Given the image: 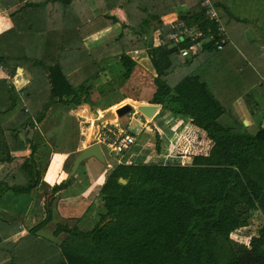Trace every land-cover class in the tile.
I'll list each match as a JSON object with an SVG mask.
<instances>
[{"label": "trees", "instance_id": "trees-1", "mask_svg": "<svg viewBox=\"0 0 264 264\" xmlns=\"http://www.w3.org/2000/svg\"><path fill=\"white\" fill-rule=\"evenodd\" d=\"M75 1L61 0L59 13L64 18L60 27L45 30L42 15L51 18L50 9H58L54 0H1L11 18L21 17L0 32V68L9 77L16 68H23L30 80L16 90L0 78V136L5 149L0 157V199L8 192L14 201L20 200L39 184L32 160L35 147L29 138L33 124L44 118L51 104L63 100L81 106L79 94H89L90 86L85 83L98 74L101 60L117 57L122 77L127 79L135 63L122 50L119 35L134 43L146 36L151 20L153 31L159 30L163 40L145 49L155 86L151 103L160 105L156 114L173 111L204 130L186 125L170 154L209 152L193 155L189 164L129 165L126 177H121L123 184L112 171L101 187L105 212L94 227L85 233L64 225L55 230L71 232L70 236L79 239L78 247L66 241L58 251L44 240L29 241L23 248L22 264H264V223L246 245L229 237L230 232L248 225L251 212L257 210L264 218V186L259 181L264 168L260 175L251 172L263 165L257 166L259 160L264 161V127L250 132L232 108L240 97L252 112L257 102L249 99L251 88L259 82L262 89L264 81L260 83L237 52V65L222 67L217 62L223 49L215 51L217 37L208 35L215 32L218 21L232 33L240 30L227 25L225 0H211L216 22L206 19L201 0ZM174 1L185 6V15H178L176 22L202 32L197 41L167 38L175 27L160 18L172 12ZM92 4L98 10L94 18ZM114 6L123 9L127 25L115 37L86 49L82 42L86 36L114 22L105 13ZM70 16L74 18L69 20ZM36 17L42 19L37 22ZM195 42L201 46L198 54L180 56L179 50ZM185 68L187 73L181 72ZM28 143L27 157L12 158L10 152L24 150ZM69 181L62 180L50 190L63 188ZM47 206L46 202V217L27 236L32 237L30 232L49 219ZM9 230L15 231V226L2 215L0 234ZM6 254L13 264L14 259L19 261V253Z\"/></svg>", "mask_w": 264, "mask_h": 264}, {"label": "crops", "instance_id": "crops-1", "mask_svg": "<svg viewBox=\"0 0 264 264\" xmlns=\"http://www.w3.org/2000/svg\"><path fill=\"white\" fill-rule=\"evenodd\" d=\"M55 5L58 6L61 2V0H54ZM76 3V1L74 0ZM182 2V1H181ZM211 2V0H210ZM226 4V13H227V25L229 23V27L232 28H238L240 29L237 31V33H232L233 30H228L226 29L221 23L218 21L216 26H219L221 28V33L222 36L218 38V40L221 38L223 40L220 48H216L215 46V51H221L222 49V54L217 58V62L220 63L222 67H231L233 66L236 61H235V53L237 52L240 56H242L245 60L244 62L247 63V66L251 68V73H254L256 77L260 78V83L264 81V0H249L250 4L253 5L254 7L251 10L245 11L243 9V6L245 4H248V0H239L238 2L242 3L239 5L237 0H225ZM235 2V4H234ZM179 3V2H177ZM175 1L172 3V12L163 14L160 18L161 22L163 19L167 21H174L173 24H178L176 22V17L179 15L178 13L183 12L185 13V6L184 4L180 3L177 4ZM92 4L90 8V14L92 18L98 15V10L96 6H93ZM235 5V6H234ZM239 5V6H237ZM242 8H238V7ZM213 7V6H212ZM0 8L3 9V11H0V32H3L5 30H8L12 26V22L16 21L19 19L18 15H12V18L9 16V10L6 9L4 6H2L1 0H0ZM257 8V10H256ZM214 9V8H213ZM52 13L50 15L51 18L45 17L42 15L44 22H45V30H51L54 28L55 25H59L57 28L60 27L63 16L60 15L59 13V6L58 9L52 7L50 9ZM215 11V9H214ZM75 12V10L72 12V14ZM216 12V11H215ZM102 13H103V8H102ZM106 15H109L110 17L113 18L114 22L111 24H108L104 26V28L91 33L90 35L86 36L82 42L84 44V47L86 49H91L113 37L118 35L120 33V27L126 26L127 22L125 19V14L123 9L120 6H114L110 8L108 11L105 12ZM69 13V15H72ZM257 15L256 17H254ZM217 16V13H216ZM260 16V18L258 17ZM42 17H36V21H40ZM69 20L74 18V16L67 17ZM154 21V20H151ZM231 22V23H230ZM70 23V22H69ZM72 23V22H71ZM163 23V22H162ZM51 24V25H50ZM70 25V24H68ZM55 28V29H57ZM231 35V36H230ZM146 36L139 38L137 41L134 43H130L127 38L124 36L119 35L118 43L120 44L122 50L125 53H128L133 61L134 65L131 68L130 74L127 79H124L122 77V72L123 68L118 60L117 57H111V58H106L104 60H101L99 63L100 66V71L98 74L95 76L94 79L87 81L85 84L86 86H90L89 94L88 95H83L82 93V100L80 102L81 106H76L74 107L71 103L67 104L63 100L59 103H54L51 104L48 109L45 112L44 118L38 122V125L36 127V130L40 128V126L45 122V125L49 127V130H51V124H50V117L52 116V113L55 111H59V114H63V116H59L61 120H57L56 125H54V131H51L50 133H53V137L55 139V144H57V139L65 143L67 148L65 149H60L55 146L54 150L50 152V157L49 160L47 161L46 164H44V168L42 172L40 173L39 169V177L40 181L39 184L42 183L46 186H53L54 184H57L61 182L62 180H70L65 179L66 174L65 171L62 170L61 165L64 163V161L72 156L73 158L75 155L80 151L82 148L87 146L90 143V126L88 127L83 126L85 122H82L81 128H78L79 134L77 135V127L76 123L78 124V119L77 117H84L86 116L89 118L90 122L92 121L90 111L89 109L95 110L97 115H100L101 111L99 109H106V108H114L119 106L121 103H123L126 99L135 102V103H151V98L153 96V93L155 91V86L152 82L153 79V70L151 68L150 62L148 60L147 54L145 49L146 47V42H145ZM180 39V38H179ZM161 39L159 38V33L158 30L152 31V47L160 44L158 43ZM163 41V40H162ZM216 41V40H215ZM174 42V41H173ZM214 45V43H213ZM201 49V46L199 42L194 43L188 52V55H195L198 54ZM187 55V56H188ZM181 56V55H180ZM187 56H182V57H187ZM192 58H189L188 62H190ZM194 60V59H193ZM146 63L149 66H146ZM237 65V63H236ZM18 69L22 76H21V83L23 86L28 85L29 80H30V75L29 73L23 69V68H16ZM240 70L239 67H237V71ZM5 70L3 68H0V78L5 79ZM133 71V72H132ZM187 73V69H183L181 72ZM132 72V74H131ZM254 77V76H253ZM258 84H255L256 86H253L251 88V93H250V98L254 101L257 102V107H254L253 111L249 110L248 108L245 107L243 102L241 101V98L239 97L232 105V108L236 114L237 117H239L242 120L246 121V126L249 125L250 123L246 119V115H249L250 117L254 115H259V117L262 116V121L259 127H264V83L263 88L260 89L258 87ZM22 86V88H23ZM129 86V87H128ZM143 86L144 90H143ZM76 91V90H75ZM78 91V90H77ZM66 98V96H65ZM64 98V99H65ZM72 98V97H71ZM160 106V105H159ZM62 108V111L60 110ZM71 110V111H70ZM79 111V112H78ZM173 112V111H172ZM174 113V112H173ZM80 114H84L80 115ZM131 117L129 120L126 122L125 126L127 125V129L125 131L127 133L135 134L137 135L138 132L140 131L141 133H145V129H151L152 125V118L151 119H146L139 113H137L134 109H131L128 113ZM123 114L119 117H115L112 120L103 122L97 127V131L95 135L98 133H102L105 131V133L108 136H111L112 134L117 133L118 131H123L121 128L118 126L119 122L124 119L125 115ZM241 115V116H240ZM179 116L178 120L174 122L173 126H177L179 129V132L176 135V138L174 142L171 144L169 147V153H167V156L169 158L172 157H180V158H186V163L189 164L190 159L193 155H206L209 150L206 153H201V154H191L190 156H173L170 154V150L176 140L182 135L186 125H190L192 127H195L196 129L204 132L203 129L197 127L193 123L189 122V120H184L181 118L180 115H175ZM85 119V118H84ZM48 120V121H47ZM87 120V119H85ZM182 123V125H178L179 123ZM81 123V121H80ZM248 123V124H247ZM135 125V126H132ZM137 125L141 126V129H137ZM149 127V128H147ZM258 127V128H259ZM86 128V129H84ZM46 129L43 131L45 132ZM49 130H46V132L49 134ZM39 131V130H38ZM123 131V132H125ZM140 133V134H141ZM142 136V135H141ZM144 138H147V134H143ZM71 141V142H70ZM34 143V140H33ZM70 143V145H68ZM35 144V143H34ZM46 142H42V144L36 147V153L34 155V159L37 162L38 161V155L39 151L46 150ZM60 145V144H59ZM136 145V144H135ZM134 143L131 146H134ZM102 151V147L99 145ZM130 146V147H131ZM134 147L128 148L124 151V153L117 158H114V162L116 163V166L112 168L114 173L116 172V175L119 177V179L123 180L125 183V180L122 179L121 177H126V174L128 172L127 166L129 165H138V164H172V161L170 159H163V157H159L158 159H155V161L148 162V161H143L141 160V155L143 154L142 150L144 149H137L135 150ZM107 149L106 147H104ZM108 150V149H107ZM5 151L4 149V144L3 140L1 139L0 136V155H3V152ZM26 151V152H25ZM15 152V151H14ZM11 152L10 154L12 155ZM24 154L29 153V149H25L23 151ZM103 153V151H102ZM146 154V153H145ZM125 155V156H124ZM124 156V157H123ZM104 162H100L97 159L90 157L87 158L83 161H81L78 165V167L75 170L74 174H78V171L81 170V168H85L87 165L91 163H102L104 165L101 169L100 172L96 174L94 178H92L91 181L88 180V186L84 188V191L87 189H90L87 193H91L93 191V188L100 187V192H101V187L104 184L106 177L105 173L107 171V168H111L112 163L108 160H106L104 154ZM124 158V159H122ZM73 160V159H72ZM34 161V160H33ZM34 161V162H35ZM35 162V163H36ZM72 163V161H71ZM114 163V164H115ZM183 164V163H182ZM37 165V163H36ZM84 166V167H83ZM107 167V168H105ZM70 168V167H69ZM108 168V169H109ZM85 170V169H84ZM90 170V169H89ZM69 171V170H68ZM67 171V172H68ZM83 171V169H82ZM90 172V171H89ZM91 173V172H90ZM97 182H100L99 184H96ZM122 183V184H123ZM38 184V185H39ZM96 184V185H95ZM68 185V184H67ZM66 185V186H67ZM65 186V187H66ZM37 187V186H35ZM63 187V188H65ZM62 189V188H60ZM58 189V190H60ZM57 190V191H58ZM84 191L82 190L81 195L84 197ZM102 194V192H101ZM45 208V207H44ZM104 209V208H103ZM45 210V209H44ZM248 227H240L236 230H241V229H246ZM16 229V228H15ZM31 233V232H30ZM34 233V232H33ZM29 234V230L26 232L25 230L18 231V230H9L5 234H0V264H13L11 258L6 254L7 252L11 251L19 253V261L14 259L16 262L15 264H22L24 261V253H23V248L24 245L29 242V241H36V240H44L48 244L52 245L54 248H56L58 251H61V243L60 244H55L53 242V239L49 237H40L37 235H33L32 237L27 236ZM254 235V234H253ZM252 236V235H250ZM250 236L248 238H250ZM245 238V237H244ZM248 243V241H247ZM243 243V244H247ZM71 244V243H70ZM60 253V252H59ZM39 264V263H36Z\"/></svg>", "mask_w": 264, "mask_h": 264}, {"label": "rangeland", "instance_id": "rangeland-1", "mask_svg": "<svg viewBox=\"0 0 264 264\" xmlns=\"http://www.w3.org/2000/svg\"><path fill=\"white\" fill-rule=\"evenodd\" d=\"M238 1L239 0H237V2ZM238 3L239 5L242 4L240 2ZM246 3L248 4H245L243 6V9L245 11L251 10L254 7L253 5L249 7L250 4L249 0ZM238 8H242V7L240 6ZM0 11L2 12L3 9L0 8ZM256 16L257 15H255L254 17ZM258 17L260 18V16ZM161 41L162 40H160L158 43H160ZM146 66L149 65L146 63ZM4 72L6 73V70ZM21 76L22 74L18 69L15 70V73L11 77H9L8 74H5L6 81L10 85H12L16 90L21 89L23 86L21 83ZM144 87L145 86H143V90ZM79 97H80L79 100L81 102L82 100L81 94H79ZM60 110L62 111V108H60ZM80 115L84 116V114H80ZM175 115L176 114H174L172 111H168V110H164L161 114H155V116L152 118L151 129L149 130L145 129L146 131L145 133L148 136L147 138H144L143 134L145 133H141L140 131L138 132L137 135L132 134L134 137V145L135 144L136 145L135 147L134 146L131 147L132 148L134 147L135 150H137L138 148L144 149V151L142 150L143 154L140 157L141 160L152 162L155 161V159H158L159 157H163V159H170L172 161V164H182V163L188 164L186 163V158H180V157L169 158V156H167V153H169V147L174 142L176 135L180 129V128L178 129L177 126L176 127L173 126L174 122H176L178 118H180L179 116H175ZM59 116H63V114H59V111H55L54 113H52V116L49 119L51 124V130H49V127L46 126L48 123L45 125V122H43L40 128H38L39 131L36 130L38 122L33 124L32 129L29 130L30 143H32L34 147L37 146L39 148V146L42 144L43 141L46 142L45 148L48 146L46 150L42 148V150L39 151V154H36L38 155L37 162L33 157L34 155L32 156V160H34L37 163V168L35 169V171L36 170L38 171L39 169L40 173L44 168V164H46L47 161L49 160L50 152L54 150L55 146H57V148L60 149L67 148V146L63 142V139L62 141L57 139V144H55V139L52 136L53 133H50L51 131H54V125H56L57 120H61ZM246 116H247L246 117L247 121L250 123L249 125H247V129L250 132H254L259 126H261L260 125L261 123L259 122L262 121V116L261 117H259V115H254L252 117H250L249 115ZM130 117H131L130 115L126 114L124 119H122L119 122L118 126L121 128V130L125 131L124 128L126 129L128 128L127 125L125 126V124ZM84 118L87 120H85ZM77 119H78L77 121L78 124L76 123V127H77V135H78L79 134L78 128H81V126L83 125L82 122L86 121L85 124L83 125L86 127H88V125L90 126L91 122L89 118H87L86 116L82 118L77 117ZM178 125H182V123L180 122ZM140 127L141 126L137 125V129H141ZM44 129L49 130L48 131L49 134L46 132V130L44 132L43 131ZM19 136L23 137L24 136L23 132H21ZM33 140L35 144L33 143ZM30 143L26 144L24 148L28 149ZM68 145H70V143H68ZM131 147H129V149ZM24 150H18L15 152L12 151L14 153L10 155L13 156L12 158H17L19 156L27 157L29 153L24 154L23 153ZM102 151L106 160L112 163L111 168L108 167L109 168L108 169L107 167H105L107 168V171L105 173V177L107 179L108 176L110 177L114 165L116 166V163L114 162V158H117L118 156L122 155L124 152L120 155H116L113 152L105 149L104 147H102ZM35 153H36V147L34 150V154ZM2 156L3 155H0V157ZM72 159H73L72 156L68 157L61 165V168L63 171H65V173H67V171L69 170ZM91 164L92 166L90 164H86L87 166L85 168L80 167L81 170L78 171L77 175L74 174L70 178L68 185L65 188H62L58 191L56 190L52 192L49 186L40 183L39 185H37V187L31 189L29 193L22 195L20 197V200H18V198H15L16 201H14V198L11 197V195H9L8 192L4 193L2 198L0 199V204H2L0 206V217L4 215L10 218L16 230L18 231L25 230L27 232L31 227H34L46 217V211L44 210L45 209L44 207H45V203L47 202L48 211L50 213L49 219L43 225H41L37 230H35L34 233L31 232L30 233L31 236L37 235L40 237H49L53 239V242L56 245L63 242L61 246H64L63 245L64 242L67 243L66 241H69V243L74 244V247L77 248L79 244L77 243V241H79V239H77L75 236H70L71 232L69 233L66 230H62L55 233V230L59 225H64L66 226L67 229H71V230L74 229L75 231L85 233L94 227V225L100 220L101 215L105 212V209H103L104 208L103 199L105 196V192L101 190V192L103 191V193L101 194L99 190L100 189L99 186L93 188V191L87 195L86 193L90 189L84 191V188L88 186L87 185L88 180L91 181L92 178H94L96 174L100 172L102 167L104 166L102 165V163L100 164V162L91 163ZM259 165H262L260 169L255 168L251 171L253 175L262 174L261 169L264 168V161L259 160L257 166ZM257 169L259 171H257ZM259 181L264 186V177L260 178ZM99 183L100 182H97L96 184ZM106 188L110 189L109 187ZM82 190L84 191L85 194L84 197L81 195ZM263 223H264V218L259 213V211L257 210L253 211L251 212L248 227L246 229L234 230L230 232L229 237L233 241H236L238 243H247V241L249 240L248 237L250 235L256 234L257 229Z\"/></svg>", "mask_w": 264, "mask_h": 264}, {"label": "water", "instance_id": "water-1", "mask_svg": "<svg viewBox=\"0 0 264 264\" xmlns=\"http://www.w3.org/2000/svg\"><path fill=\"white\" fill-rule=\"evenodd\" d=\"M179 16H184L185 13L180 12L178 13ZM153 24L154 21H151L147 34H146V47L149 48L152 46V31H153ZM182 38L180 37V40ZM160 106L157 103H135L128 99H126L123 103L119 106L114 108H106V109H99L101 111L100 115L94 114L92 111L90 113L92 122L90 123V143L82 148L72 160L70 165L69 171L66 174L65 179H69L71 176L74 175L76 168L78 167L79 163L87 158L93 157L100 162H104L103 153L101 148L97 142H92V138L94 137L97 127L102 124L103 122L109 121L114 119L115 117H119L123 114L128 113L131 109H134L137 113L145 117L146 119H151L159 110ZM90 111V110H89ZM243 124H246L245 120H242ZM120 183L124 181L119 179ZM262 251H264V244L261 246Z\"/></svg>", "mask_w": 264, "mask_h": 264}, {"label": "built area", "instance_id": "built-area-1", "mask_svg": "<svg viewBox=\"0 0 264 264\" xmlns=\"http://www.w3.org/2000/svg\"><path fill=\"white\" fill-rule=\"evenodd\" d=\"M200 6L207 20L215 22L217 21L216 12L214 11L210 0H201ZM162 22L171 27H175V30L170 32L167 36L168 39L174 42L180 40V37L182 39L184 37L190 39L191 41H197L202 36V32L200 30H197L194 27H188L184 23L173 24L174 21H167L164 19L162 20ZM221 36V28L217 26L215 32H211L208 35V38L217 37V40L214 42V46L216 48H220L223 40L221 38L218 40V38ZM162 43L163 41L160 42V44ZM192 45H190L187 49L179 50L180 55L187 56L188 52H190L189 49ZM92 142H97L99 145L106 147L109 151L113 152L114 154L120 155L134 143V137L130 133L123 131H118L115 134L111 133V136H108L104 131L100 134L97 133L96 135H94V137L92 138Z\"/></svg>", "mask_w": 264, "mask_h": 264}, {"label": "bare ground", "instance_id": "bare-ground-1", "mask_svg": "<svg viewBox=\"0 0 264 264\" xmlns=\"http://www.w3.org/2000/svg\"><path fill=\"white\" fill-rule=\"evenodd\" d=\"M90 110V113H91V111L94 113V114H97L96 112H95V110H93V109H89Z\"/></svg>", "mask_w": 264, "mask_h": 264}]
</instances>
